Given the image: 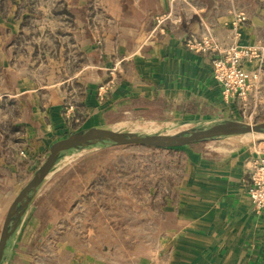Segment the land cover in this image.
Instances as JSON below:
<instances>
[{"label": "crops", "instance_id": "obj_1", "mask_svg": "<svg viewBox=\"0 0 264 264\" xmlns=\"http://www.w3.org/2000/svg\"><path fill=\"white\" fill-rule=\"evenodd\" d=\"M5 1L0 8V35L10 42L0 47V70L6 69L15 80L12 85L10 78L4 81L8 87L13 86L6 88L11 97L0 94V172H18V166L12 169L7 163H26L27 159L35 163L78 128L115 130L137 116H150L152 120L153 114L160 113L170 115L169 120L183 117L190 123L198 121V116L217 113L242 117L245 109L250 113L247 116L264 123V54L246 65L248 69H260L262 77L258 89L244 104L222 97V88L212 77V55L194 52L185 45L190 33L207 28L222 45L233 44L236 37L232 24L239 10L249 19L239 29L237 41L264 46V0H100V5L96 0V21L101 17L118 25L104 31L99 54L93 40L86 43L87 48L83 41L89 31V9L94 11L91 0H61L62 14L50 4L46 9L48 19L57 22L58 17L62 26L56 30L61 38L47 43L54 49L49 66H65L70 73L53 76L51 81L57 84L50 82L47 90L11 62L14 55H20L16 50L25 36L30 39L29 34L32 38L37 35L39 40L45 29H23L16 8L8 11ZM169 11L176 21L167 19L155 25V17ZM62 33L67 36L62 38ZM38 40H32V44ZM38 43L43 51L46 43L42 39ZM69 52L76 54L77 60L81 57L76 68L68 63ZM83 52L90 55L91 63L82 59ZM59 53L64 56L58 57ZM39 62L31 59L28 68ZM114 67L110 77L113 83H109ZM68 96L70 101H81V107L73 111L72 106L67 117L63 106ZM8 98H14V103ZM71 115L79 121L83 115L86 123L76 127L78 121ZM248 146L241 143L219 153L185 147L189 169L181 192L187 199L185 210H181L185 224L169 246L174 252L170 264H264V213L255 211L249 196ZM159 257L165 261L164 254L159 252Z\"/></svg>", "mask_w": 264, "mask_h": 264}, {"label": "rangeland", "instance_id": "obj_2", "mask_svg": "<svg viewBox=\"0 0 264 264\" xmlns=\"http://www.w3.org/2000/svg\"><path fill=\"white\" fill-rule=\"evenodd\" d=\"M1 1L0 8H3L5 0ZM95 1L91 0L90 8L94 11L91 12L89 9L87 17L89 23L86 28L89 31L83 41L87 48L86 43L93 40L92 45H95L96 52L99 54L104 46L106 36L104 31L111 29L113 25H118L111 21H105L101 17H97L96 21ZM5 2L9 8L8 11L16 8L17 21L23 26V29H41V31L45 29L44 33L39 34V40L42 39L46 43L43 46V51L36 38L37 35H33L35 38H32V35L29 34L30 39L25 36L23 43L17 47L16 52H20V55H14L11 62L18 69H24V76L28 75L36 85H43V89L47 90L50 82H53L51 81L53 76L64 73V71L70 73L65 66L53 69L49 66L54 49H51L53 44H47L53 38H61L56 30H59L58 27L62 24L58 23V21L61 22L58 17L57 22L51 21V18L48 19L46 9L52 4L58 9V13L62 14L64 4L60 3L61 0H35L34 3L32 0H19L18 3L15 0ZM98 3L100 5V0ZM67 7L69 8L68 1ZM60 9L62 10L60 11ZM74 9L73 6V11ZM235 13L232 24L234 32L232 35L236 37L234 44L222 45L215 39L209 28L203 32H192L186 37V39L192 35L202 39L212 37L214 43H212L211 50L193 51L212 55V77L219 85L220 82L217 78L219 70L213 63L214 57L224 58L227 55L228 47L240 43L237 41L239 29L249 19L245 11L236 10ZM241 13L246 14V19L240 20ZM165 20L172 23L176 21L174 15L170 17V11L161 17V21ZM155 22V25L160 23L158 18ZM98 26L99 29H96ZM46 27H50V29ZM61 36L63 38L67 34L62 33ZM32 40L38 41L33 45ZM9 42L10 39L6 38L4 34L0 35V47H5ZM72 46L77 45L72 43ZM35 47L39 51H35ZM68 47H70L69 44ZM59 56L64 55L59 53ZM66 56L71 60L68 63L76 68L75 64H78L81 57L77 60L76 54L73 52H69ZM89 56L88 53L83 52L82 59L86 63H91ZM31 59L40 62L29 69L28 64ZM116 68L114 67L110 73L108 72L109 83H113V79L111 80L110 77ZM89 72L92 73V71ZM13 76L6 69L2 72L0 70V94L7 93L6 88L13 87H8L4 82L7 77L11 80L9 85L14 84ZM261 77L262 73L260 72L259 83H261ZM53 83L56 85L57 81ZM220 88H222L221 85ZM221 93H223V89ZM7 94L11 97L10 93ZM221 95L223 97V94ZM69 98V96L66 98L63 106L66 116L69 111L73 110L72 106H74L73 111L81 107L79 99L80 102H76L75 99L72 98L73 101H70ZM7 100L14 103V98ZM236 100H240L244 104L247 101L236 96L228 102ZM243 110L246 113L242 114V117L217 113L211 117L198 116V121L190 123L185 122L183 117L169 120V113V117L155 113L151 116L152 120L149 119L150 116L147 119L137 116L129 122L122 123L121 127L115 131L176 137L189 128L205 127L224 120L247 124L263 123L261 120L247 116L250 115L249 110ZM80 116V121L75 115L70 116L71 118L75 117L78 121L79 125L77 124L76 127L86 123L83 121V115ZM241 143L249 145L248 149H250L247 171L250 187V185L252 186L250 169L253 158L260 154L258 160L264 158V152L258 153V149H254L257 145L264 148V137L251 132L233 137L222 135L175 149L138 144L110 146L91 143L76 144L56 162L65 158L71 151H77L78 154L73 159L51 170L44 185L27 205L20 223H15L2 264H170L174 252L169 246L175 238L179 237L178 229H182L185 224V221L181 219V210H185L184 205L187 201L185 196L182 197L181 192L186 180V173L189 170L186 164L185 147L203 149L204 151L215 150L219 153ZM165 152L171 153L166 154ZM215 153L212 151V154ZM48 154L49 151L35 163L29 159L26 163H7L12 169L13 165L18 166V172H0V234L10 205L32 179ZM10 167L6 168L10 171ZM8 206L9 208H6ZM253 206L255 209L254 204ZM261 213H264V209L261 210ZM159 252L164 254L165 261L161 260Z\"/></svg>", "mask_w": 264, "mask_h": 264}, {"label": "water", "instance_id": "obj_3", "mask_svg": "<svg viewBox=\"0 0 264 264\" xmlns=\"http://www.w3.org/2000/svg\"><path fill=\"white\" fill-rule=\"evenodd\" d=\"M264 137V123L247 124L234 120H224L205 127L188 129L176 137L147 135L132 131H115L107 128L92 127L73 132L55 143L43 164L32 179L11 204L0 234V264L5 260V251L12 237L15 223H20L27 205L44 185L56 161L71 147L78 143H91L99 146L138 144L160 148L175 149L201 142L209 138L235 133H248ZM18 219V221H16Z\"/></svg>", "mask_w": 264, "mask_h": 264}, {"label": "built area", "instance_id": "obj_4", "mask_svg": "<svg viewBox=\"0 0 264 264\" xmlns=\"http://www.w3.org/2000/svg\"><path fill=\"white\" fill-rule=\"evenodd\" d=\"M163 16V15H162ZM161 15L158 18L159 24ZM240 20L246 19V14L241 13ZM211 38H199L197 36H190L185 39V45L190 50L197 52H206L212 49ZM234 44V43H233ZM264 54V47L262 46H248L244 44H235L227 49V55L224 58L214 57L213 63L218 68L217 78L223 89V97L226 101L235 98L236 96L246 100L251 92L258 89L260 83V72L258 68L248 69L246 65L256 58H260ZM254 149H258V153H263L264 148L257 145ZM261 155V154H260ZM253 158L251 165L252 186L249 187L250 198L255 205L257 212L264 209V158L258 160Z\"/></svg>", "mask_w": 264, "mask_h": 264}, {"label": "bare ground", "instance_id": "obj_5", "mask_svg": "<svg viewBox=\"0 0 264 264\" xmlns=\"http://www.w3.org/2000/svg\"><path fill=\"white\" fill-rule=\"evenodd\" d=\"M245 133H235V134H229V137H233V136H241L244 135ZM78 154L77 151H71L69 154H67V156L65 158H63L62 160H59L58 162H56L53 166V168L67 162L70 159H73L76 155ZM253 203V202H252Z\"/></svg>", "mask_w": 264, "mask_h": 264}]
</instances>
